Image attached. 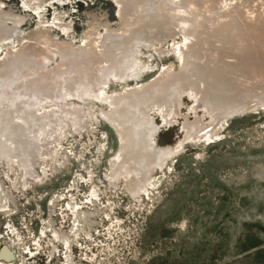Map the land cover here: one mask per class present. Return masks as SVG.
I'll return each mask as SVG.
<instances>
[{
  "label": "bare ground",
  "instance_id": "obj_1",
  "mask_svg": "<svg viewBox=\"0 0 264 264\" xmlns=\"http://www.w3.org/2000/svg\"><path fill=\"white\" fill-rule=\"evenodd\" d=\"M51 1L22 0L25 12L0 2V159L15 163L25 180L33 157L44 152L50 137L62 134L67 121L82 128L83 111L74 99L102 107L100 117L117 138L107 177L111 183L123 178L134 197L183 144L208 140L224 122L254 106L264 109V0H108L115 21L86 11L78 42L66 36L72 27L66 10L54 9L51 20L44 18ZM30 11L35 23L22 30ZM166 42L171 45L164 49ZM150 50L171 53L173 62L143 81L153 72L143 57ZM111 82L121 87L107 92ZM184 97L192 117L182 116L183 138L159 146L158 132L179 122ZM4 194L0 188V203L7 200ZM95 215L77 209L71 236L55 232L54 239L68 251L94 225ZM12 256L3 249L0 264H12ZM64 264H71L68 256Z\"/></svg>",
  "mask_w": 264,
  "mask_h": 264
},
{
  "label": "rangeland",
  "instance_id": "obj_2",
  "mask_svg": "<svg viewBox=\"0 0 264 264\" xmlns=\"http://www.w3.org/2000/svg\"><path fill=\"white\" fill-rule=\"evenodd\" d=\"M21 1L0 0L6 9L25 12ZM63 1L52 0L44 18L51 20L54 9L66 10L65 20L72 23L66 36L77 42L86 11L115 21L108 0ZM24 14L29 20L21 29L28 30L36 15ZM145 54L153 72L143 81L173 62L171 53ZM120 87L111 82L106 91ZM72 101L83 111L82 128L67 121L61 137H50L45 155L33 157L32 177L25 180L15 163L0 159V188L7 196L0 203V250L12 252V264H64L67 256L71 264H264V109L254 106L208 140L183 144L134 197L123 178L111 183L107 177L117 138L100 117L102 107L91 99ZM191 105L184 97L179 122L158 132L159 146L183 138L182 116L192 117ZM197 115L208 120L202 111ZM76 208L96 212V222L67 251L54 233L71 236Z\"/></svg>",
  "mask_w": 264,
  "mask_h": 264
}]
</instances>
